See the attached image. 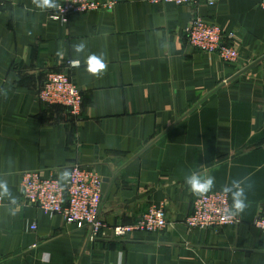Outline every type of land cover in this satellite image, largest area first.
<instances>
[{
    "label": "crops",
    "instance_id": "crops-1",
    "mask_svg": "<svg viewBox=\"0 0 264 264\" xmlns=\"http://www.w3.org/2000/svg\"><path fill=\"white\" fill-rule=\"evenodd\" d=\"M1 1L0 264H264V234L253 225L264 209L263 0H116L66 23L37 0ZM195 17L232 31L224 41L239 57L192 47L186 27ZM93 55L106 64L96 75ZM50 70L67 72L81 91L80 116L37 98ZM75 163L102 177L106 226L133 223L156 205L166 227L91 239L23 202L22 172L64 184ZM193 174L214 178L208 192L240 181L247 207L239 223L184 224L200 195L186 183Z\"/></svg>",
    "mask_w": 264,
    "mask_h": 264
},
{
    "label": "built area",
    "instance_id": "built-area-1",
    "mask_svg": "<svg viewBox=\"0 0 264 264\" xmlns=\"http://www.w3.org/2000/svg\"><path fill=\"white\" fill-rule=\"evenodd\" d=\"M152 3L196 4L204 2L214 5L217 0H150ZM57 7L50 14L52 19L62 23L68 21L72 13H84L95 10L111 9L116 0H55ZM2 1L0 0V7ZM264 7V0L262 2ZM234 33L225 31L219 25L210 23L201 17H195L186 27L187 42L204 53H216L225 61H235L239 51L231 42ZM40 102L47 105H60L73 116H80L83 96L67 72L50 70L37 92ZM22 200L48 215L59 214L67 223L77 228L87 229L91 239L107 235L125 238L135 231L157 232L167 225L163 206L150 205L146 212L135 222L106 226L99 216L102 199V177L91 166L75 163L68 171L67 179L61 184L54 175H45L43 171H24L20 177ZM2 198L0 196V205ZM230 195L224 191H211L198 195L192 205V211L184 219L189 228H216L223 225H235L241 220L238 215L228 216ZM253 225L264 234V209L257 214ZM31 228H35L32 225Z\"/></svg>",
    "mask_w": 264,
    "mask_h": 264
},
{
    "label": "clouds",
    "instance_id": "clouds-1",
    "mask_svg": "<svg viewBox=\"0 0 264 264\" xmlns=\"http://www.w3.org/2000/svg\"><path fill=\"white\" fill-rule=\"evenodd\" d=\"M37 6L46 8H55L57 4L55 0H37ZM84 44H79L76 46L75 50L81 52L84 49ZM106 68V64L102 57L93 55L89 60V71L93 74H99ZM186 183L190 186L194 193L202 194L210 191L214 187V178L212 176H207L201 178L199 175L193 174L187 178ZM0 188H4L6 192V186L0 185ZM223 191L225 193H230L233 198V204L228 211V216H235L242 213L247 207L245 202V191L241 187L240 181H233L230 186H225Z\"/></svg>",
    "mask_w": 264,
    "mask_h": 264
}]
</instances>
